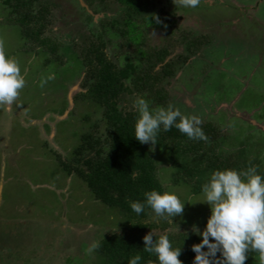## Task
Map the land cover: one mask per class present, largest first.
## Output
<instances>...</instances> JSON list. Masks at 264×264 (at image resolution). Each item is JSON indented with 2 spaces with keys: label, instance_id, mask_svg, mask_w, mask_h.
<instances>
[{
  "label": "rangeland",
  "instance_id": "374dc122",
  "mask_svg": "<svg viewBox=\"0 0 264 264\" xmlns=\"http://www.w3.org/2000/svg\"><path fill=\"white\" fill-rule=\"evenodd\" d=\"M149 1L153 6L148 12L158 9L159 24L167 26L165 30L146 26L140 46H165L168 58L175 61L172 75L160 83L165 105L151 106L144 97L150 110L172 105L184 115L212 124L221 131L214 151L235 152L241 163L238 171L255 166L264 177V0H201L195 9L177 8L173 0ZM44 2L49 8L37 21L42 27L32 21L27 27L34 26L55 43L53 54L20 34L11 20L14 12L0 0V39L7 56L19 62L26 81L11 110L0 107V264H100L94 251L87 252L90 245L129 229L137 220L94 199L61 163L74 164L73 149L81 134L99 140L102 151L106 148L101 143L105 123L100 107L79 96L85 88L79 60L96 20H119L123 8L118 9L114 0ZM33 7L37 9L35 3ZM232 8L251 15L261 27L229 34L224 24L233 23ZM214 12H223V17L206 18ZM216 26H224L223 31ZM102 28L104 51L117 65L139 64L140 59L130 55L132 46L124 47L122 37L106 25ZM95 29L94 35L99 33ZM197 35L204 37V43L194 54L179 59L186 42ZM143 95L131 93L124 103L136 111L134 102ZM149 151L162 193H175L185 208L171 223L148 211L139 220L142 233L152 231L158 238L167 234L172 246L200 243L190 239L193 225L202 232L211 214L206 203H199L204 200L202 189L191 192L189 185L172 181L186 160L169 162L168 146L156 149L150 144ZM88 152L92 153L85 147L76 155ZM245 264H259L258 253L249 252Z\"/></svg>",
  "mask_w": 264,
  "mask_h": 264
},
{
  "label": "trees",
  "instance_id": "16d2710c",
  "mask_svg": "<svg viewBox=\"0 0 264 264\" xmlns=\"http://www.w3.org/2000/svg\"><path fill=\"white\" fill-rule=\"evenodd\" d=\"M84 1L90 4L93 0ZM3 2L10 8L11 14L14 12L11 20L14 24H18L20 34L32 39L37 46L53 54L56 49L55 43L42 37L34 26L27 27L30 21L34 25L37 24V28L42 27L37 21L44 19V15L48 12L47 2L44 0H3ZM114 2L118 9L123 8L120 19L98 18L89 33L92 39L87 41L86 47L81 50L79 60L83 67L81 84L85 87L79 96L100 107L105 123V138L101 143H105L106 148L102 151L98 147L99 140H92L89 134L85 136L81 134L78 145L73 149L76 156L72 159L74 164L61 163V167L72 171L84 183L90 195L101 204L115 208L126 217L137 220L129 226V229L120 230L119 233H112L99 240L100 247L94 253L98 255L100 264H128V261L136 255L141 256L139 264H159L154 254L144 251L145 234L141 231L142 224L139 221L151 209L145 206L144 212L137 215L131 209L130 202L144 203L145 192L156 190L162 193V189L154 175L150 144H141L135 139L138 114L124 101H127L131 93L139 96L145 94L142 98L149 99L151 106L165 105L166 92L160 83L172 75L175 61L168 58V49L165 46L158 48L140 46L143 29L146 26L162 30L167 26L166 23H163L164 26L159 24V15L156 12L158 9L148 12V7L153 6L150 5L149 0H114ZM34 3L36 10L32 9ZM103 25L123 38L124 47L132 46L130 55L140 59L139 64L134 66L130 62H125L117 65L116 60L105 53ZM97 27L99 33L94 35ZM180 39L182 40L183 37ZM203 43L202 35L194 36L192 41L186 42L185 53L179 59L184 60L190 54H194L195 49ZM200 127L207 137L206 140L189 139L174 126L169 131H164L161 127L157 135V144L152 145L156 149L168 146L169 162L186 160L182 166L180 164L172 181L189 185L191 192L200 191L214 171L238 170L241 166L235 152L214 151V141L221 132L217 127L208 122H202ZM89 140H92V145L89 144ZM85 147L92 153L76 155ZM154 239L158 237L154 236ZM190 240L201 242L202 236L194 234ZM173 248H181L179 259L182 263L194 261L195 253L189 241H183L181 246H173ZM217 258H221L219 253Z\"/></svg>",
  "mask_w": 264,
  "mask_h": 264
},
{
  "label": "clouds",
  "instance_id": "9594fccd",
  "mask_svg": "<svg viewBox=\"0 0 264 264\" xmlns=\"http://www.w3.org/2000/svg\"><path fill=\"white\" fill-rule=\"evenodd\" d=\"M183 8H197L201 0H173ZM51 78V77H49ZM25 77L19 62L7 56L5 42L0 39V107L11 110L25 87ZM134 108L138 112L135 123V139L141 144L156 145L161 130L173 126L192 140H206L199 117L187 116L172 105L150 110L144 98H137ZM203 202L210 207V216L201 232L193 225L192 231L202 236L200 243L192 245L195 253L193 264H245L248 253H258L259 264H264V177L257 174V167L247 170H216L202 186ZM144 203L130 202L131 209L140 215L145 206L159 218L169 223L183 215L185 203L173 192L151 190L144 193ZM144 251L154 254L159 264H182L181 248H173L167 234L154 239L151 231L143 237ZM94 241L87 252L99 249ZM205 249H207L205 251ZM217 253L221 258H217ZM141 256L132 257L128 264H139Z\"/></svg>",
  "mask_w": 264,
  "mask_h": 264
},
{
  "label": "flooded vegetation",
  "instance_id": "af4514ba",
  "mask_svg": "<svg viewBox=\"0 0 264 264\" xmlns=\"http://www.w3.org/2000/svg\"><path fill=\"white\" fill-rule=\"evenodd\" d=\"M232 7L236 8V5H234ZM243 7H245V6H243ZM253 8H251L250 11ZM231 12H230V14H231V16H233V18H232L233 19V23H227V21H226L225 24H224L225 27L227 26L226 28H227V32H229V34H233L234 32H237L238 29H242V31H243L245 28H246V31H244V32H250V31L254 32L256 26L257 27H261V24L256 23L254 18L251 15H249V14L246 15L242 11L240 12V11H237L236 9H233V8L231 9ZM222 13L221 12H214V13H211V14H206V18L209 17V15H210V17L215 18L214 20H217L218 16H219V19L223 17ZM224 13H229V11L225 10ZM235 20L239 21V23H240L239 26L236 24L237 22H235ZM224 26H218V27L221 28L220 31H223L222 27H224ZM218 27L216 26V29H218ZM239 32H241V31H239ZM263 33H264V31L261 34L263 35Z\"/></svg>",
  "mask_w": 264,
  "mask_h": 264
}]
</instances>
